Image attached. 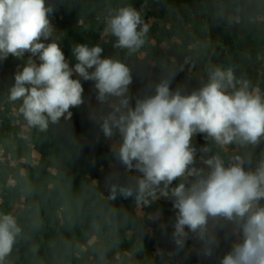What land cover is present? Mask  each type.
I'll return each instance as SVG.
<instances>
[{
	"label": "clouds",
	"instance_id": "1",
	"mask_svg": "<svg viewBox=\"0 0 264 264\" xmlns=\"http://www.w3.org/2000/svg\"><path fill=\"white\" fill-rule=\"evenodd\" d=\"M147 3L139 9L109 6L103 34L114 54L104 56L100 43H77L72 66L52 23L55 0H0V62L9 56L23 61L0 102L13 106L29 142L33 133L44 143L63 130L69 147L60 148L70 160L79 142L61 121H70L71 109L85 103L81 80L93 82L90 117L112 141L116 162L105 180L106 195L94 179L75 187L59 167L61 179L48 192L27 173L12 174L18 200L0 207V264H141L144 209L161 199L175 211L176 254L191 239L198 254L211 259L223 239L230 249L219 264H264V88L231 61L208 59L193 74L167 57L142 60L150 44ZM211 18L226 30L245 23L235 0H215ZM134 69L144 81L135 96ZM185 71L187 79L173 88ZM193 78L197 86L191 88ZM198 134L206 142L200 148L193 144ZM118 197L132 199L134 214L114 203ZM49 201L57 211L54 224L45 218ZM147 219L159 220V211ZM129 233L133 241L125 249Z\"/></svg>",
	"mask_w": 264,
	"mask_h": 264
},
{
	"label": "rangeland",
	"instance_id": "2",
	"mask_svg": "<svg viewBox=\"0 0 264 264\" xmlns=\"http://www.w3.org/2000/svg\"><path fill=\"white\" fill-rule=\"evenodd\" d=\"M143 2L144 0H55L56 8L51 19L58 32L62 51L64 52V40L71 37L99 34L106 38L103 34V26L109 6L131 3L139 9ZM158 2L166 7L164 18L160 21L157 18L158 12H155ZM213 9L214 7L207 0H148L144 10L145 19L162 31L161 34L150 38V44L141 59L147 62L167 57L184 64L193 74L199 73L206 60L219 58L220 37L217 24L211 18ZM243 9L245 23L242 27L232 28L233 50L224 62L231 61L238 64L240 69L260 86L264 83V0H243ZM252 20L255 22H251ZM16 70L15 63H10L2 69L0 94L13 84L8 76L10 74L14 76ZM156 70L158 69H153V73ZM178 74L180 76L178 84L187 79V71ZM133 77L130 90L135 96L142 79L136 69L133 70ZM193 81L197 80L193 78L189 86ZM95 95L84 94L85 103L71 111L88 119L90 134L86 140L95 153L88 162L87 179L98 181L101 191L106 195L108 189L105 180L113 160L112 141L103 136L99 124L90 117V105L96 104ZM0 136H7V142L13 147L12 160L6 155L0 158V207L7 209L18 200L17 193L10 188L12 174L17 171L27 173L36 184H46L50 189H53L58 179H61L58 177V167L72 178L76 176L66 171L56 159L40 156L38 152L40 142L35 140V133L32 134L31 142L29 137L25 139L24 130L16 123L13 106L3 102H0ZM80 140L85 141L82 137ZM37 171L40 172L39 176L36 175ZM114 203L126 207L134 214L135 206L131 198L124 200L118 197ZM157 211L160 213L159 220L147 219L148 213ZM144 212L146 214L143 232L145 254L137 257L141 264H216L218 250L213 258H204L198 254L199 244L191 239L187 242L184 251L175 253L171 239L173 231L171 225L174 222L175 211L171 201L161 199L150 208L144 209ZM55 222L56 218L52 224ZM161 225H166V230ZM132 241V234H127L124 248H129V242ZM159 251L165 253L163 259L158 255ZM170 252L173 253L171 257L167 255Z\"/></svg>",
	"mask_w": 264,
	"mask_h": 264
},
{
	"label": "trees",
	"instance_id": "3",
	"mask_svg": "<svg viewBox=\"0 0 264 264\" xmlns=\"http://www.w3.org/2000/svg\"><path fill=\"white\" fill-rule=\"evenodd\" d=\"M210 5L214 7L215 0H207ZM228 3H232L233 0H226ZM235 3H238L243 8V0H235ZM166 7L158 2L157 7L155 8V12H158L157 18L162 20L164 18ZM162 30H159L156 25H151V31H150V38L154 37L155 35L161 34ZM217 31L218 35L220 37V48H219V58H210L213 62H224L227 57L230 55L231 51L233 50V47L231 46V41L233 40V32L232 29L226 30L223 22L221 21L219 24H217ZM109 38H103L99 34H91L87 37H81V36H75L68 39H65L63 42V49L66 59L69 61L70 65L74 66L76 63L75 57L72 54V47L74 44L80 43V44H87L89 46L96 45L98 43L101 44L102 47H104L105 51L103 53L104 56L113 55L114 50L111 46V43L108 42ZM25 59H27V55L25 56ZM10 63H15L16 65L23 64V61L16 59L15 57L9 56L5 61L0 62V72L2 69L6 68L7 65ZM154 76H158L159 70H156L154 73ZM10 81L14 84V76L10 74L9 76ZM180 80L179 74L175 77L172 87L175 88V86L178 84ZM83 87H84V94L87 96H93L96 94V90L94 89V84L91 81H83L81 80ZM144 81L141 80L137 87V92L143 87ZM197 86V81H193L192 85L189 86L191 88H194ZM261 88H264V83L260 85ZM136 92V94H137ZM135 94V95H136ZM61 127L64 129L70 128L72 135L75 137V139L79 142L78 148L76 151L73 152V155L70 160L66 159V153L63 149L60 147L67 148L69 147V141L65 135V132L63 130L58 129L57 137L54 139H49L47 142L40 143L38 146V152L41 157L47 158L52 157L56 159L64 168L66 171L74 173L76 176L73 177V184L75 187H79V185L85 181L88 177V162L90 157L94 156L95 151L89 144V142L86 140V138L89 136V128H88V119L84 116L73 114L72 119L70 121H61ZM80 137L84 138L85 141L80 140ZM205 140L203 138V134H198L194 140L193 144L195 147L200 148L205 144ZM71 151V150H69ZM116 164L115 160H112V165ZM119 167V166H118ZM121 172V179H123V168H119ZM112 171V168L109 167L108 174ZM42 185L45 189V192L51 191L46 184H38ZM48 210L49 215L46 216V220H48L50 223H52L56 216L57 211L55 209L54 204L52 201L48 202ZM148 223V222H147ZM230 249V245L226 242L221 240L220 248L218 249L217 254V262L216 264H219V260L222 258V256Z\"/></svg>",
	"mask_w": 264,
	"mask_h": 264
},
{
	"label": "crops",
	"instance_id": "4",
	"mask_svg": "<svg viewBox=\"0 0 264 264\" xmlns=\"http://www.w3.org/2000/svg\"><path fill=\"white\" fill-rule=\"evenodd\" d=\"M24 132H25V139H26L29 136L27 134V130H24ZM12 148L13 147L9 145V142H7V136H0V158H2V156H4V155H6L7 157H10V156L12 157V154H11L13 151ZM14 161H16V160L14 159ZM21 161H22V159H21Z\"/></svg>",
	"mask_w": 264,
	"mask_h": 264
}]
</instances>
